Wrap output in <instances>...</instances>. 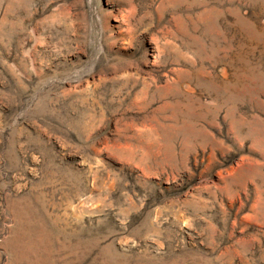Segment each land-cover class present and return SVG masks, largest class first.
Instances as JSON below:
<instances>
[{"label": "rangeland", "instance_id": "rangeland-1", "mask_svg": "<svg viewBox=\"0 0 264 264\" xmlns=\"http://www.w3.org/2000/svg\"><path fill=\"white\" fill-rule=\"evenodd\" d=\"M0 264H264V0H0Z\"/></svg>", "mask_w": 264, "mask_h": 264}]
</instances>
